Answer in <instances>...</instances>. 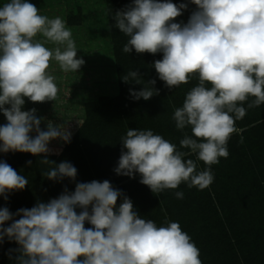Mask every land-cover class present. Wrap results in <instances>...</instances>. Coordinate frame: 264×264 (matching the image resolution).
<instances>
[{"label":"clouds","instance_id":"obj_1","mask_svg":"<svg viewBox=\"0 0 264 264\" xmlns=\"http://www.w3.org/2000/svg\"><path fill=\"white\" fill-rule=\"evenodd\" d=\"M189 2L196 8L187 23L175 21L188 4L171 0H133L114 15L115 27L128 38L124 53H162L153 67L166 87L198 79L172 116L178 130L191 132L184 134L179 149L151 129H128L121 138L115 173L129 178L139 174V182L157 195L182 183L200 190L210 186L211 166L228 157L235 123L247 112L245 102L253 98L248 108L264 104V0ZM49 43L56 47H47ZM77 51L61 17L41 15L27 0H9L0 7V112L7 120L0 126V152L43 154L39 163L55 165L43 175L54 181L76 179L77 169L70 162L57 164L47 158L49 143H68L72 133L51 121L42 130L43 118L36 116V109L22 108L25 98L33 103L56 100L52 61L64 73L78 72L85 61L77 58ZM122 79L141 84L142 77L129 71ZM155 84V79L149 80L130 94L147 101L159 92ZM180 149H190L207 167L198 171L196 161L185 159L189 153ZM28 183L0 161V196L7 199V193L23 190ZM122 195L108 180H93L77 182L74 191L65 189L15 214L0 208V242L7 237L19 245L14 250L17 264H202L198 247L178 222L157 226L141 218L127 196L117 207ZM175 196L183 199L184 193ZM14 215L20 218L13 220ZM8 221L12 223L4 227ZM86 222L91 227L86 228Z\"/></svg>","mask_w":264,"mask_h":264},{"label":"trees","instance_id":"obj_2","mask_svg":"<svg viewBox=\"0 0 264 264\" xmlns=\"http://www.w3.org/2000/svg\"><path fill=\"white\" fill-rule=\"evenodd\" d=\"M109 31L112 38L119 94L115 97L102 96L87 102L83 109L81 124L72 131L71 140L60 147L49 146L52 150L47 158L57 164L68 161L77 169L75 181L64 178L54 181L47 179L43 172L55 165H43L41 156L21 152H0V161L7 162L18 174L25 176L29 183L23 190L7 193V199L0 196V208L7 207L13 214L21 208L30 209L37 202H48L67 189L75 190L77 182L108 180L114 189L131 199L134 209L141 218L153 220L157 226L166 222H178L200 251L202 264H264V104L248 108L246 115L235 123L236 131L231 135L227 148V158L221 157L218 164L211 166L214 181L207 188H189L182 183L175 190H165L154 194L135 178L117 175L114 169L122 150L121 138L128 129H151L177 145L185 133L175 127L172 119L175 108L182 107L186 93L198 83L193 77L188 84L169 89L159 80L153 62L162 59L156 55L137 54L122 51L127 37L115 27L114 15L133 3V0H105ZM179 5L187 3L188 8L181 16L186 21L196 6L189 0H171ZM69 25H79L73 21ZM129 71H138L141 84L125 83L122 79ZM156 80L154 87L158 94L145 101L135 100L130 89L139 91L149 80ZM36 109V116L51 112L42 108H22L24 111ZM61 113V111H60ZM62 113L65 111L62 110ZM2 143V142H0ZM197 163V170L207 166L192 154L190 149H180ZM32 161L29 165L27 162ZM182 191L183 199H177L175 192ZM77 212L81 209L77 208ZM13 216V220L19 219ZM12 221L5 223L9 226ZM85 227H91L87 222ZM19 245L7 237L0 242V264H17Z\"/></svg>","mask_w":264,"mask_h":264},{"label":"rangeland","instance_id":"obj_3","mask_svg":"<svg viewBox=\"0 0 264 264\" xmlns=\"http://www.w3.org/2000/svg\"><path fill=\"white\" fill-rule=\"evenodd\" d=\"M9 0H0V7ZM40 9L41 15L49 18L61 17L72 32L77 47V58L85 63L78 72L64 73L53 60L49 69L55 76L58 95L55 101L33 103L25 98L23 108H42L51 110L42 117L40 128L47 130L49 121L63 125L70 132L75 131L83 119L85 104L99 97H115L119 94V83L116 70L112 38L105 0H27ZM79 25H69V21ZM185 17L179 16L175 22L184 23ZM43 40V37L37 36ZM54 48L51 43L46 45ZM5 107H8L6 105ZM62 110L65 113H62ZM61 111V113H60ZM7 123L0 112V126ZM30 135H36L33 131ZM64 142L56 139L49 146L60 147ZM1 202V201H0ZM0 205H2L0 203Z\"/></svg>","mask_w":264,"mask_h":264},{"label":"crops","instance_id":"obj_4","mask_svg":"<svg viewBox=\"0 0 264 264\" xmlns=\"http://www.w3.org/2000/svg\"><path fill=\"white\" fill-rule=\"evenodd\" d=\"M50 72V71H49Z\"/></svg>","mask_w":264,"mask_h":264}]
</instances>
